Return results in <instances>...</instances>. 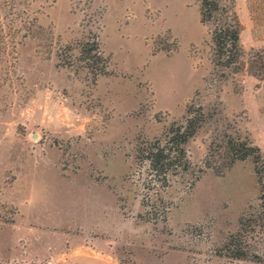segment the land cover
Segmentation results:
<instances>
[{"label":"rangeland","instance_id":"obj_1","mask_svg":"<svg viewBox=\"0 0 264 264\" xmlns=\"http://www.w3.org/2000/svg\"><path fill=\"white\" fill-rule=\"evenodd\" d=\"M233 1L247 61L264 0ZM93 38L109 58L95 80L61 59ZM191 103L211 114L186 144L198 177L151 189L168 211L149 218L135 150ZM222 133L264 154V79L213 69L199 0H0V264H224L260 187L250 158L205 167Z\"/></svg>","mask_w":264,"mask_h":264},{"label":"trees","instance_id":"obj_2","mask_svg":"<svg viewBox=\"0 0 264 264\" xmlns=\"http://www.w3.org/2000/svg\"><path fill=\"white\" fill-rule=\"evenodd\" d=\"M199 21L208 28L212 41L213 69L220 77L234 75L247 64L249 72L264 79V51L254 52L245 61L240 44L242 25L233 0H199ZM67 50H71L68 48ZM63 65L86 70L92 79L107 73L109 58L104 55L96 38L78 45V55H61ZM211 114L202 105L191 103L180 121L171 122L160 137L139 144L135 150L137 177L147 187L143 205L149 218H165L168 207L150 204L149 192L161 194L172 182L191 170L186 144L207 122ZM250 158L259 183L257 205L243 215L239 228L229 234L216 250L224 264H264V154L247 138L225 133L216 134L208 147L205 167L222 173L235 161ZM198 171H202L199 169Z\"/></svg>","mask_w":264,"mask_h":264}]
</instances>
